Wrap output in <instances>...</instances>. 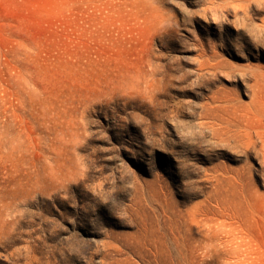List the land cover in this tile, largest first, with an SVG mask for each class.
I'll return each instance as SVG.
<instances>
[{
	"label": "rangeland",
	"instance_id": "374dc122",
	"mask_svg": "<svg viewBox=\"0 0 264 264\" xmlns=\"http://www.w3.org/2000/svg\"><path fill=\"white\" fill-rule=\"evenodd\" d=\"M0 264H264V0H0Z\"/></svg>",
	"mask_w": 264,
	"mask_h": 264
}]
</instances>
